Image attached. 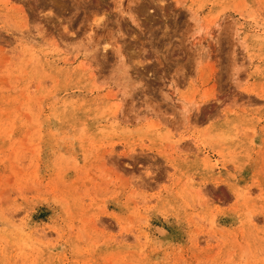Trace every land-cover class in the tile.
<instances>
[{"label": "rangeland", "instance_id": "374dc122", "mask_svg": "<svg viewBox=\"0 0 264 264\" xmlns=\"http://www.w3.org/2000/svg\"><path fill=\"white\" fill-rule=\"evenodd\" d=\"M0 264H264V0H0Z\"/></svg>", "mask_w": 264, "mask_h": 264}, {"label": "bare ground", "instance_id": "6f19581e", "mask_svg": "<svg viewBox=\"0 0 264 264\" xmlns=\"http://www.w3.org/2000/svg\"><path fill=\"white\" fill-rule=\"evenodd\" d=\"M26 17V16H25ZM144 66V65H143ZM257 96V95H256ZM260 96V95H259Z\"/></svg>", "mask_w": 264, "mask_h": 264}]
</instances>
